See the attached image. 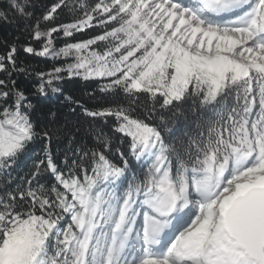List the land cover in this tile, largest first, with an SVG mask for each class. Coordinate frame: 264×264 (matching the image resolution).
Returning <instances> with one entry per match:
<instances>
[{
    "label": "snow or ice",
    "instance_id": "1",
    "mask_svg": "<svg viewBox=\"0 0 264 264\" xmlns=\"http://www.w3.org/2000/svg\"><path fill=\"white\" fill-rule=\"evenodd\" d=\"M5 26L27 41L0 45V264H264V0H0ZM17 74L101 95L38 128Z\"/></svg>",
    "mask_w": 264,
    "mask_h": 264
},
{
    "label": "trees",
    "instance_id": "2",
    "mask_svg": "<svg viewBox=\"0 0 264 264\" xmlns=\"http://www.w3.org/2000/svg\"><path fill=\"white\" fill-rule=\"evenodd\" d=\"M74 2V0H70ZM50 0H35L37 15L43 10L44 6L49 4ZM62 22H67L70 19V15L67 11L60 17ZM96 34V30H87L85 33H77L75 39H87L89 36ZM19 36L21 43L27 41L26 34H21L16 30L15 26H5L0 27V45L3 44L4 40H13L15 37ZM65 38L59 36L56 40V46L61 47L64 43ZM33 46H36L33 42ZM4 51L3 47L0 46V53ZM20 60L23 61L21 67H28L29 71L32 68L49 71L53 65L60 67L65 63L64 58L61 60L53 61L51 59H45L43 57H29L26 56L22 51L20 53ZM69 58L67 62H70ZM19 87L26 91L31 100L32 104L35 106L33 113V120L37 123L38 128L47 119V113L49 110L55 111L57 113V120L60 124L67 123L69 126H73L79 120L81 123L84 121V117L79 109L75 113L70 111L64 103V95H71L76 99L81 100L85 105L92 107L95 104L93 99H90L88 93H92L93 96L98 97L101 95L99 93V83L102 81H85L78 77H73L71 79L65 76V79L61 81V93H49L47 97L38 96L35 94L36 80L35 77L29 78L26 74H17L15 76ZM181 128L183 125L180 126ZM179 130V129H178ZM43 147L42 142L37 139V141L31 146V149L26 157L22 161V167L25 169L30 166L32 161L40 154ZM66 148V141L59 140L53 142V151L60 154Z\"/></svg>",
    "mask_w": 264,
    "mask_h": 264
},
{
    "label": "rangeland",
    "instance_id": "3",
    "mask_svg": "<svg viewBox=\"0 0 264 264\" xmlns=\"http://www.w3.org/2000/svg\"><path fill=\"white\" fill-rule=\"evenodd\" d=\"M71 62V61H70Z\"/></svg>",
    "mask_w": 264,
    "mask_h": 264
}]
</instances>
